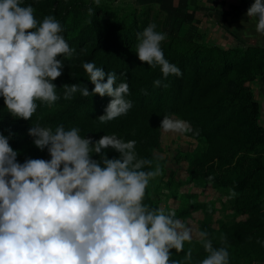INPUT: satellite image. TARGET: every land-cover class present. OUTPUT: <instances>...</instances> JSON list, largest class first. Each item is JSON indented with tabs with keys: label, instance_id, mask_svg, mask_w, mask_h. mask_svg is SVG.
Wrapping results in <instances>:
<instances>
[{
	"label": "clouds",
	"instance_id": "clouds-1",
	"mask_svg": "<svg viewBox=\"0 0 264 264\" xmlns=\"http://www.w3.org/2000/svg\"><path fill=\"white\" fill-rule=\"evenodd\" d=\"M246 15L255 18L256 31L264 34V0H254ZM156 27L149 24L137 34V57L159 66L164 78L180 77L181 70L165 59L160 46L167 34ZM62 32L59 21L52 16L38 21L33 7L22 6V0H0V97L13 117L30 120L37 101L51 106L60 99L52 83L64 67L57 57L71 58L75 51ZM83 69L92 91L81 83L64 84L63 98L70 100L77 92L111 97L97 118L102 124L126 115L133 107L126 99L129 85L117 83L116 73L93 62L84 63ZM160 128L165 133L192 131L188 121L169 115L163 116ZM28 135L37 149H47L50 160L19 163L10 136L0 134V264H191V248L183 260L171 259L170 250L179 253L194 239L206 253L198 264H229L226 236L221 234V246L214 247L207 231H194L174 209L143 203L150 181L162 169L156 163L145 170L153 161L138 158L135 140L125 142L113 133L93 141L82 137L78 127L53 129L39 122ZM107 149L119 157L107 158Z\"/></svg>",
	"mask_w": 264,
	"mask_h": 264
},
{
	"label": "rangeland",
	"instance_id": "rangeland-1",
	"mask_svg": "<svg viewBox=\"0 0 264 264\" xmlns=\"http://www.w3.org/2000/svg\"><path fill=\"white\" fill-rule=\"evenodd\" d=\"M28 5L38 21L46 16L59 21L61 34L75 50L71 58L57 57L64 61L62 74L77 75L85 62L109 52L116 56L107 72L117 78L160 70L138 59L137 34L152 23L167 34L160 45L164 57L182 72L174 91L178 103L168 115L188 121L192 131L165 133L160 128V144L147 155L153 161L149 170L156 163L162 169L147 188L152 207L174 209L194 231H207L214 247L221 246V234L233 235L227 244L229 264L264 260V124L255 107L264 55L233 41H208L206 28L184 0H99L98 5L96 0H22V6ZM82 32L89 37L76 42ZM174 78L170 74L166 80ZM222 145L226 149L220 156ZM207 176H242L245 182L234 190ZM231 191L237 195L231 197ZM189 248L198 258L204 253L196 239L185 243L184 249Z\"/></svg>",
	"mask_w": 264,
	"mask_h": 264
},
{
	"label": "trees",
	"instance_id": "trees-1",
	"mask_svg": "<svg viewBox=\"0 0 264 264\" xmlns=\"http://www.w3.org/2000/svg\"><path fill=\"white\" fill-rule=\"evenodd\" d=\"M73 4L69 2V6ZM89 35L88 32H82L76 42L84 41ZM115 56V53L109 52L100 59L91 62L107 72L113 65V57ZM158 79L162 81V85L155 87L153 81ZM104 82H106V78ZM120 82H126L129 85V94L126 99L132 102L133 107L126 115L117 117L104 124L100 123L97 118L104 114V110L111 97H100L99 95L83 97L77 92L70 100L63 98L64 90L62 85L64 84L73 85L81 83L87 86L89 92L92 91L94 85L88 80V74L84 69L77 75L61 74L60 77L52 81L56 85V91L60 99L51 106L37 101V112L33 114L30 120L13 117L5 108L3 97H0V134L6 137L10 136L9 145L13 150L17 151V161L19 163H23L26 159L50 160L47 149L45 148L43 151L37 149L32 142L33 138L28 135L29 128L37 122L41 126H48L53 129L58 125H63L66 130L71 127H78L82 137H91L93 141L99 140L104 135L115 133L117 137L122 138L125 142L135 140V152L138 158L147 159L149 151L160 144V123L163 116L168 115L178 103V96L174 94V91L181 85V80L175 76L173 81L168 83L160 70H154L134 76L128 73L121 74L117 79V83ZM164 84L167 87H163ZM142 89L144 91H141ZM255 107L257 112L258 106L255 105ZM224 149H226V146L222 145L218 151L220 156ZM105 155L109 159L119 157V153L113 149L105 150ZM92 159L99 161V157L96 154H92ZM145 170H149V168ZM209 177L211 176H207L208 180H210ZM211 178V182L221 187L230 186L234 190H240L245 182L242 176L237 180ZM143 203L152 207L147 189ZM226 239L227 244H231L233 242V235L226 236ZM170 252L172 253L171 259L183 260L187 250L183 249V251L177 253L172 249ZM205 256L206 253L204 252L198 258L196 253L192 252L191 264H197ZM262 261L264 260L256 262Z\"/></svg>",
	"mask_w": 264,
	"mask_h": 264
},
{
	"label": "crops",
	"instance_id": "crops-1",
	"mask_svg": "<svg viewBox=\"0 0 264 264\" xmlns=\"http://www.w3.org/2000/svg\"><path fill=\"white\" fill-rule=\"evenodd\" d=\"M199 25L207 30L208 41L226 45L230 41L264 55V34L256 31L255 18L246 13L254 0H184ZM256 100L264 124V72L256 82Z\"/></svg>",
	"mask_w": 264,
	"mask_h": 264
},
{
	"label": "built area",
	"instance_id": "built-area-1",
	"mask_svg": "<svg viewBox=\"0 0 264 264\" xmlns=\"http://www.w3.org/2000/svg\"><path fill=\"white\" fill-rule=\"evenodd\" d=\"M251 264H264V261H262V262H253Z\"/></svg>",
	"mask_w": 264,
	"mask_h": 264
}]
</instances>
